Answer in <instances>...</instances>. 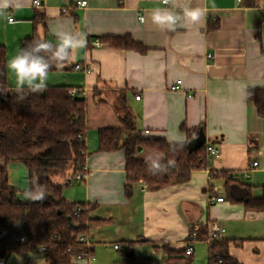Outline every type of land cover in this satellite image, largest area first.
Segmentation results:
<instances>
[{"label":"crops","instance_id":"0c3cea01","mask_svg":"<svg viewBox=\"0 0 264 264\" xmlns=\"http://www.w3.org/2000/svg\"><path fill=\"white\" fill-rule=\"evenodd\" d=\"M40 1L43 7L37 9L33 0H16V7L8 10L14 20L0 17V46L7 49L8 63L19 52L21 42L33 37L37 10L45 13L47 22L38 26L35 39L55 42L50 29L55 24L87 36V46L73 52V69L49 73L47 81L48 87L70 88L87 103L90 156L84 168L86 177L77 181L69 174L55 180L66 186L67 201L95 205L91 217L96 221L88 232L95 260H81L79 264H108L110 259L102 247L110 245L122 253L127 242H135L137 258L168 264L165 247L185 251L206 222L218 223L222 238L244 240L241 245L230 244V254L241 264H264V213L247 211L243 205L226 200L213 201L215 197L225 198V194L223 181L212 179L211 174L234 171L247 183L252 184L253 178L261 183L258 186L264 185V119L247 96L250 89L264 88V0L257 7H245L239 0H177V14L182 15L180 9L190 5L199 7L204 15L198 23L184 19L168 27L151 20L152 10L168 7L163 0ZM82 1L87 2L85 7L80 6ZM141 16L144 23L139 21ZM209 21H218L220 28L208 31ZM126 34L149 49L148 53L110 49L99 40ZM7 70L9 86L15 89V76ZM95 92L104 102H96ZM121 93L126 94L128 110L146 138L169 142L180 136L187 142L181 126L198 128L188 148L192 151L204 145L218 149L210 169L193 173L189 182L157 192L136 183L133 195L127 197L125 153L98 152L99 130L123 127ZM147 155L158 157L139 150L143 159ZM248 162L253 171L245 170ZM254 162H259V168H252ZM3 165L0 159V167ZM20 166L8 165L9 182L23 201H29L28 196L21 195H27L29 188L22 192L10 181V172L16 171L10 167L20 170ZM192 244V264L205 255L208 264L209 243ZM118 245L121 249H115ZM40 255L22 259L25 264H39L36 260ZM121 264H125L124 257Z\"/></svg>","mask_w":264,"mask_h":264},{"label":"trees","instance_id":"16d2710c","mask_svg":"<svg viewBox=\"0 0 264 264\" xmlns=\"http://www.w3.org/2000/svg\"><path fill=\"white\" fill-rule=\"evenodd\" d=\"M260 0H242L245 7H257ZM47 18L42 10L35 12L33 19L34 34L21 42V47L36 38L39 25H45ZM264 23V12L262 21ZM220 28L218 21H209L207 30ZM100 42L110 49L136 51L147 54L142 43L134 40L130 34L124 36L99 37ZM73 69L72 59L63 67L55 65L49 73ZM0 261L8 264L15 256L33 258L40 247H46L41 254L39 264H72L75 256L83 252L93 253L79 242L80 235H88L96 220L91 217L95 205L69 202L64 198L66 186L54 181L57 176L65 177L84 172L90 153L87 150V103L84 99L71 95V89L64 86L47 87L43 93H33L22 103L15 101L14 89L9 86L7 70V49L0 46ZM248 99L252 101L257 114L264 119V88L250 89ZM96 102L99 93L95 92ZM127 96L120 94L119 105L122 110L120 120L122 128H105L98 132V152L125 153L126 185L125 194L134 193L133 185L143 183L150 192H157L169 186L189 182L193 173L210 169L211 158L204 145L189 150L188 143L177 152L169 151L166 139L146 138L136 127L134 116L127 107ZM181 131L187 135V142L199 133L198 128H189L183 124ZM163 156L165 162L174 160V167L164 175H150L145 159L139 156V150ZM20 164L29 175L32 189L39 184L46 193V199L23 201L19 191L11 187L8 165ZM214 173V174H212ZM212 179H221L227 202L243 205L247 211L264 213V185L254 186L239 177L234 171H211ZM259 188L260 196H255ZM81 211L75 215V211ZM24 238L22 242L21 239ZM209 238L208 224L202 223L195 232L192 243H204ZM242 239L220 238L209 243L208 264H241L230 254V244H243ZM135 242L125 243L122 251L125 264H151L150 260L139 259L134 254ZM168 264L184 262L192 264L194 254L185 255L186 250L175 252L165 247Z\"/></svg>","mask_w":264,"mask_h":264},{"label":"clouds","instance_id":"9594fccd","mask_svg":"<svg viewBox=\"0 0 264 264\" xmlns=\"http://www.w3.org/2000/svg\"><path fill=\"white\" fill-rule=\"evenodd\" d=\"M168 7L157 8L151 12V20L160 27H168L182 22L184 19L192 23H198L204 13L199 7L184 6L180 9L182 15L177 14L179 7L177 0H163ZM34 6H39V0H33ZM16 7V0H0V17L11 19L8 10ZM140 23L145 22L143 16L139 17ZM50 29L55 36V42L34 39L21 47L19 52L7 63V68L15 76V101L22 103L29 94L43 93L47 90L48 77L50 69L63 67L70 62L73 52L87 46V36L84 33L74 32L64 28L60 24L51 25ZM0 94H6L0 89ZM195 135L193 139H195ZM186 142L180 136H174L169 141V151L177 152L186 146ZM147 171L150 175H164L170 168L174 167L175 161L165 162L163 156L153 157L147 155L144 157ZM32 201L42 202L46 199V193L39 184H36L27 193ZM45 249L41 248L40 251ZM19 257L18 260H21Z\"/></svg>","mask_w":264,"mask_h":264},{"label":"built area","instance_id":"2783aa9c","mask_svg":"<svg viewBox=\"0 0 264 264\" xmlns=\"http://www.w3.org/2000/svg\"><path fill=\"white\" fill-rule=\"evenodd\" d=\"M239 1H242V0H239ZM163 4H164V2H163ZM86 5H87V2L86 1H82L80 3V6L81 7H85ZM33 7L37 8V9L42 8L43 7V3L39 0V6L38 7L37 6H34V3H33ZM9 20L12 22L14 19L11 17V19H9ZM95 45L98 46V47H100L101 46V43L96 42ZM208 57L211 58L212 55L209 54ZM77 68L79 69L80 67L77 66ZM178 84H180V82ZM177 88H179V86H177ZM71 95H73L75 98H77V94L75 92H71ZM140 98H141L140 96H137L136 97L137 100H140ZM206 151H207V153L209 154L210 157L217 156L219 154V150L218 149H215V148H213L211 146H206ZM259 166H260L259 165V162H254L253 165H252V168L257 169V168H259ZM85 177H86L85 169H84V172H78V173H76L74 175V178L77 181H81ZM144 188H146L145 185H144ZM213 201L223 202L224 201V197H215L213 199ZM80 211H81V209L78 208L75 211V215H78L80 213ZM208 232H209V238L207 240V243H211L213 240L220 239L221 236H222V232L223 231H222V228L220 227V225L218 223L211 222L208 225ZM78 240H79V242L85 244L88 249H91L93 247V240L88 235H80L79 238H78ZM21 241L23 242L24 241V238H22ZM41 248H43L45 250L44 251H40ZM115 249H121V246L120 245L115 246ZM45 252H46V247H40L38 249V253H40V254H43ZM193 252H194V246H193L192 242H189V244H188V246L186 248V254L187 255H191ZM81 260H95V257L93 255V253L83 252L81 255L75 256L72 259V264H79V261H81ZM0 264H4V261H0Z\"/></svg>","mask_w":264,"mask_h":264},{"label":"rangeland","instance_id":"374dc122","mask_svg":"<svg viewBox=\"0 0 264 264\" xmlns=\"http://www.w3.org/2000/svg\"><path fill=\"white\" fill-rule=\"evenodd\" d=\"M249 162L248 163H246L245 164V166H246V169L245 170H248L249 169ZM21 168H20V170H19V168H14V167H10V169H12V170H16V171H12V172H10V181H11V184L12 185H14V186H17L18 188H20V190H22V192H23V190L27 187V188H29V190H30V185H29V175H28V171H27V169L24 167V166H20ZM251 169V168H250ZM249 169V170H250ZM252 170V169H251ZM253 171V170H252ZM252 171H249L248 172V174L249 175H252ZM253 176V175H252ZM57 179V177H55L54 178V181ZM247 180V179H246ZM252 185L253 184H255V186H258L259 184H261V183H259V182H256L253 178H252ZM250 184V183H249ZM75 186V184H73V185H71L69 188H70V190L71 189H73L72 187H74ZM24 188V189H23ZM68 189V188H67ZM28 189H27V192L29 191ZM260 189L259 188H256V190H255V194H256V196H258V195H260ZM24 192H26V191H24ZM21 195H23V196H27V195H24V193H21ZM65 196L68 198V196H67V192L65 193ZM108 235H110L109 233H108ZM113 246V245H112ZM204 247H206V246H204ZM102 249H103V251H106V257L108 258V261H109V259H110V262H108V264H121V260H122V258H123V255H122V253H120L119 251H116V250H114V248L113 247H111L110 245H108L107 246V248H104V247H102ZM205 251V250H204ZM205 253L207 254V252L205 251ZM18 256H15L14 258H13V260L12 261H10L8 264H25V259H21V260H18ZM205 258H206V255H205V257L204 258H202V259H200V261L197 263V264H206V262H205ZM36 262H41V259L40 258H37V260H36ZM27 263V262H26ZM186 264V263H185Z\"/></svg>","mask_w":264,"mask_h":264}]
</instances>
